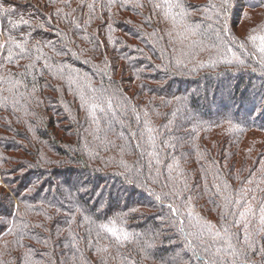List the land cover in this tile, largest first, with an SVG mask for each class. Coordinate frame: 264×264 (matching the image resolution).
Here are the masks:
<instances>
[{
	"label": "trees",
	"instance_id": "trees-1",
	"mask_svg": "<svg viewBox=\"0 0 264 264\" xmlns=\"http://www.w3.org/2000/svg\"><path fill=\"white\" fill-rule=\"evenodd\" d=\"M262 49L264 0H0V264H264Z\"/></svg>",
	"mask_w": 264,
	"mask_h": 264
},
{
	"label": "snow or ice",
	"instance_id": "snow-or-ice-1",
	"mask_svg": "<svg viewBox=\"0 0 264 264\" xmlns=\"http://www.w3.org/2000/svg\"><path fill=\"white\" fill-rule=\"evenodd\" d=\"M252 39H255V37H252ZM262 50H264V49H262ZM173 211H175V210H173Z\"/></svg>",
	"mask_w": 264,
	"mask_h": 264
}]
</instances>
